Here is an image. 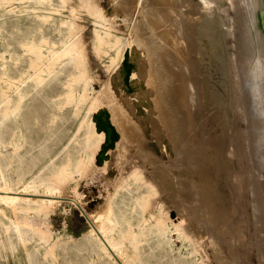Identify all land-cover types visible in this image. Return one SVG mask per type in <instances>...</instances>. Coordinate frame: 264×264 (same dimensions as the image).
<instances>
[{"label":"rangeland","instance_id":"374dc122","mask_svg":"<svg viewBox=\"0 0 264 264\" xmlns=\"http://www.w3.org/2000/svg\"><path fill=\"white\" fill-rule=\"evenodd\" d=\"M31 1L0 0V64L4 60H10L12 65L13 62H18L17 67H19L16 70L18 74L19 70L23 69L22 67L28 73L34 72L32 65L27 60L28 56H24L28 53L23 49L24 43L31 39L29 35L31 32L39 33L40 28L50 32L54 30L52 23H59L62 29L65 28L63 29L64 33L67 30L74 32L76 40L74 49L82 58L84 56L82 63H79L82 65H77L80 69H85L86 73L83 77H86V80L89 78L88 82L91 88L90 91L88 89V94L91 97L103 95L101 90L108 87L107 90L111 91V97L114 98V101L117 102L120 108L123 107L125 109L124 114L128 117H126L127 122L130 125L132 124L131 127H133L129 129L135 133L130 138L128 137L129 140L124 135L122 138L120 137L119 142L116 143L118 145H115V148L110 151L108 161H97L96 156L100 153L102 145L97 146L94 158H84L81 155L83 154L82 149L86 146V133L82 129L78 130V126L85 109L81 110L82 114L80 112V114L76 112L74 114L73 111H76L74 105L67 103L62 110H59L52 99H50V94H55L53 89L56 90V93L58 92L55 86L64 77L66 79L67 74H61L60 79L57 80V85L55 84L51 90H48L50 86L48 87L47 92L49 94L47 92L46 94L50 96L46 95L47 99L42 96L37 97L39 102L35 99L34 105L37 104L38 106L31 107V110H33L31 112L35 110L34 115L37 118L32 119V125L24 127L23 134L19 140L21 143L24 177L30 178L33 172L41 173L44 177H51L52 173L59 172L62 166L69 164L68 166L70 167L66 170L68 173L57 177L59 181L57 193L68 197V199L59 203L44 205L35 201L32 209L14 208L0 200V226L4 230V236L8 237L11 233L13 239L17 242L13 251L7 250L8 256L6 259L1 256L0 251V264H28L29 252H34V264H103L102 261L95 258L96 253L93 249L94 244L90 234L91 227L84 212L91 214L93 217H96V215L101 216L110 206H113L120 215L122 213L126 214L129 220L135 221L138 225L148 226L149 223L156 222L155 219L159 221L160 217V220L165 222L172 219L176 223L177 228H179L172 232L174 249L170 250L166 247L162 250L157 248L156 251L152 249L159 255V258L162 257V261L155 264H176V262L177 264H183V260L187 259L196 260L192 261V264H222L223 258L221 259L220 255L225 257L223 260L227 264L229 262V264H264V252H262L260 246L264 237V219H262L264 214H262L263 212L261 214L254 212L256 202L253 201L255 194L261 191H257L258 189L262 188L264 191V165L262 163V160L264 161V125H262L263 121H259L255 117L258 110L256 95H254L251 105L249 104L247 86V81L250 78L251 85L254 83L252 79L254 77L251 73L255 67L253 69L251 67L255 64V60H253L255 57L254 49L257 48V45L252 42L254 32L250 35L251 30L247 32L248 29H246L251 27L252 23V15L249 10L251 0H211L210 2L208 0H50L55 6L61 7L65 14L69 15V21L74 23L66 25L60 23L61 16L59 14L54 16L56 19L53 17L55 22L45 20L39 13L37 14L38 11L30 7L31 5H36L37 0ZM207 2L211 7L207 6ZM9 4L12 6L7 8L6 6ZM200 4H204V6H200ZM94 6L98 8V11ZM155 8L158 12H155ZM99 14L106 17H103L105 21L99 17ZM205 15L208 17H205ZM53 18L51 19L53 20ZM183 23L185 24L183 25ZM145 31L146 33L149 31L147 33L149 37L154 35L155 40L158 38L155 44H160L151 47L158 48L159 46L158 49H154L155 51L147 47L145 43L147 38L145 36L148 35H146ZM186 32L187 34L189 32L188 36L185 34ZM170 35L174 38L171 39ZM140 39H143V42ZM162 47L166 52L171 49L169 52L171 55L169 53L168 55H170L169 57L172 61L168 59L169 57ZM159 49H162L165 53H160L161 50ZM156 50L158 51L156 52ZM124 51L125 53L130 51L129 62L135 64L134 67L131 66V74L135 72L133 84H131L130 79L128 82L125 81L127 69L124 73L121 72L124 67L129 66L125 62L121 65L120 55ZM148 51H152L151 54L154 52L152 54L154 60ZM155 52L160 53L161 58L156 54L159 57L158 59L155 56ZM11 53H17L13 61ZM161 54L166 55L162 56ZM164 61L167 62L164 63ZM156 62L158 63L156 64ZM167 64L169 65L167 66ZM170 66L174 67L171 68ZM71 68L77 67L72 66ZM153 69L155 72L159 69L156 73H161L154 75ZM175 69L182 74L178 71L177 73ZM150 71L153 72L150 73ZM232 74L234 77L236 75L237 78L232 77ZM166 77H170L171 80L169 78H167L169 82L166 79L161 80ZM176 77L178 79L182 77V79H179L182 87V92L179 96L172 91L177 85L175 84L177 83ZM235 79H238V82ZM174 81L175 83L172 84ZM32 83L31 79H27L24 88L31 86L30 84ZM236 83L238 86H236ZM233 87L234 89L236 88L235 92L232 89ZM168 88H170V91ZM245 89L248 91L246 92ZM238 94L241 96V100ZM103 96L100 100L98 111L106 108L112 112L110 103L114 101L108 102V97ZM232 97L236 98L233 99ZM61 98L66 99V95L65 97L62 95ZM220 99L222 100L220 101ZM235 100L239 103L235 102ZM179 101H182L184 106L180 107ZM232 102L235 103L233 104ZM173 105L175 106L172 107ZM234 105L238 107L237 110V107L233 108L235 107ZM239 107L242 110H239ZM244 110H247L246 113ZM55 111L60 112L61 115L55 122H52V113ZM237 111L244 116L237 114L239 113ZM169 115H174L176 118L181 115L179 117L181 120ZM224 115L225 117H223ZM247 116L250 119L249 121L245 119ZM169 121L173 124L171 125ZM180 122L183 124L181 125ZM181 127H183V130ZM200 128H202L201 131ZM119 130L122 132V129ZM175 130H179L180 133L179 131L174 132ZM225 132L226 134H224ZM173 133H177V135L175 136ZM204 134L212 138L204 137ZM238 134L241 135L239 136ZM219 136H225L224 142H226L223 143L222 141V143L226 147L221 146L222 143L220 144L221 141L218 140ZM201 137L206 139L204 140ZM198 138L199 140L201 139L199 143ZM200 142H203L200 150L205 149L206 151L203 150L206 152L205 154H209V156L204 155L206 156V162L203 160L204 167L203 163L201 164L204 170H202L203 172L201 171V175L200 172L192 173L189 167L195 160L194 155L197 154L195 150L199 149ZM217 143L221 147H225L226 150L225 148L224 150L223 148L221 149L219 145H216ZM217 149H219V152L224 151L220 153L224 156L225 163H227L225 168H219V172L215 170V167L218 170L220 158H216V156H220L218 151H216ZM190 150H194V152L191 151L192 155L189 152ZM200 150H198V153ZM216 152L218 153L217 155L215 154ZM186 154L189 157L183 156ZM186 157L188 162L190 161L189 163ZM248 157L250 158L248 159ZM213 158L218 161L216 159L214 161ZM249 160L253 162V165ZM208 161H212V163L210 162L212 165L215 162L217 164L215 163L213 165L215 167H213ZM78 163L79 167L76 169ZM10 166L8 174L13 177L17 174L16 163L14 162ZM160 168L163 169L161 170ZM227 169H230L231 172ZM258 170L260 173H257ZM227 173L231 177L228 183L225 182L227 181L226 177L229 180ZM232 175L234 178H232ZM186 180L189 183L190 181L197 182L199 185L206 181L204 185H207L204 188L207 190L204 191L209 196L214 189L221 190L224 209L226 212L229 209L231 210L230 215L232 217L229 216V220H231L230 228L232 229L228 230L231 233L227 231L224 237L216 236L215 226L211 223L210 214L207 212L211 208L210 205L212 203L210 204L209 201L204 202L202 200L204 197L201 198L203 190H200L199 194L201 196L199 197L197 194L198 188L193 183L189 184ZM258 181L260 182L257 184ZM258 185L259 187H257ZM185 194L186 200H183ZM187 194H191L190 197ZM26 195L29 196L28 194ZM72 198L79 203L72 201ZM199 198L201 199L199 200ZM230 198H233L235 205ZM183 201L186 203L184 204ZM232 207L234 213L232 212ZM258 215L259 218L257 217ZM255 218L258 219L256 220ZM141 220L144 222H141ZM15 224H20L24 229L31 230L30 239L26 244L20 242L17 235L12 234V230H10V233L5 231L6 227L11 228ZM178 230H182L183 237L178 238ZM33 232L36 233L34 234ZM152 235L151 233L150 235L148 234L150 243L146 242L145 246L148 250H150L152 244L155 246L157 242V238ZM171 251L173 254H171ZM156 258L158 257L156 256Z\"/></svg>","mask_w":264,"mask_h":264},{"label":"bare ground","instance_id":"6f19581e","mask_svg":"<svg viewBox=\"0 0 264 264\" xmlns=\"http://www.w3.org/2000/svg\"><path fill=\"white\" fill-rule=\"evenodd\" d=\"M6 1V0H5ZM31 1V0H30ZM36 1V0H35ZM64 1V0H62ZM173 1V0H172ZM178 1V0H177ZM207 1V0H206ZM206 1H205V4H206ZM211 0H208V2H210ZM239 1V0H238ZM250 1V0H249ZM3 2V1H2ZM32 2V1H31ZM50 2V3H48ZM67 2V1H66ZM202 2V1H200ZM204 2V1H203ZM208 2H207V6H210L208 5ZM247 2V1H246ZM62 3V2H61ZM65 3V2H64ZM173 3V2H172ZM35 4V3H34ZM30 5V4H29ZM169 5V4H168ZM197 7L198 5L195 4ZM202 4H200L201 6ZM12 5H7L6 7H10ZM90 6V5H89ZM204 6V4L202 5ZM206 6V7H207ZM250 7V12H251V15H252V23H251V27H247L246 29H248L247 32H249V30H251V34L252 35V32L253 35H252V42H254L253 44H256L255 46L257 48H255V57L253 60L255 64L252 65V69L254 68V71H252V75L254 78L253 81L254 83H252L253 85H251V78L250 80L248 79V98H249V104L251 105V103L253 102V97L254 95H256V101H257V104H258V110H257V115L255 116L256 118H258L259 121H263L262 125H264V71H262L264 69V14H263V11H264V0H251V4L249 5ZM28 7V5H27ZM30 7H32L33 9H35V11H38L37 14L39 13V15H41L45 20H51L55 22V15L59 14L61 16V20H60V23L61 24H74L73 22L69 21V15L68 14H65V12L61 9V7H57L55 6L54 4L51 3L50 0H37V4L36 5H31ZM95 7V6H94ZM211 7V6H210ZM6 8V9H7ZM31 8V9H32ZM63 8V7H62ZM97 8V7H95ZM185 8V7H184ZM5 9V8H4ZM12 9V8H11ZM30 9V8H28ZM92 9V8H91ZM156 9V8H155ZM203 9V8H202ZM205 9V8H204ZM211 9V8H209ZM93 10V9H92ZM101 10V9H99ZM159 10V9H158ZM201 10V9H200ZM206 10V9H205ZM97 11H98V8H97ZM196 11V10H195ZM198 11V10H197ZM209 11V10H208ZM15 12V11H14ZM96 12V11H95ZM103 12V11H102ZM101 12V13H102ZM155 12H158L157 9L155 10ZM189 12V11H188ZM206 12V11H205ZM35 13V12H34ZM100 13V12H99ZM210 13V12H209ZM72 14V13H71ZM157 15V14H156ZM196 15V14H195ZM208 15V14H207ZM205 15V17L207 16ZM73 16V15H72ZM204 16V14H203ZM55 19H54V18ZM66 17V18H65ZM99 17H101V19H103V15L99 14ZM158 17V16H157ZM208 17V16H207ZM53 18V20L51 19ZM71 18V17H70ZM106 18V17H105ZM99 19V18H97ZM156 19V18H155ZM202 19V18H201ZM207 19V18H206ZM104 20V19H103ZM204 17H203V21H204ZM57 21V20H56ZM105 21V20H104ZM102 21V22H104ZM202 21V20H201ZM208 21V20H207ZM100 22V21H99ZM178 22V21H177ZM183 22V21H182ZM199 22V21H198ZM205 22V21H204ZM45 23V22H44ZM98 23V22H97ZM186 23V22H185ZM183 23V25L185 24ZM201 23V22H200ZM207 23V22H206ZM101 24V23H99ZM178 24V23H177ZM180 24V23H179ZM203 25L205 23H202ZM201 24V25H202ZM44 25V24H43ZM52 25L54 26V30L50 31V32H46L44 29H41L40 28V31H38L39 33L37 32H31L29 35L31 37L30 40L28 41H24V48L28 53L27 55H24V56H28L27 60H29L30 64L32 65L33 69H34V72L32 73H28L26 71V69L24 67H22L23 69L19 70V74L17 73L16 70H18V67H17V63L18 62H13V65L11 63L10 60H4V62L2 64H0V200L3 201L4 203H7L9 205H11L12 207L14 208H26V209H29V208H33L35 204H33V202H37L39 204H49V203H59L63 200H67L68 197H65L63 195H60L59 193H57L58 191V187H59V181L57 179V177L59 176H64L66 175L68 172L66 171L67 169H69L70 166L68 165H64L61 167L60 171L59 172H56V173H52V176L51 177H44L41 173H36V172H33L32 175L30 176V178H25L24 177V173H23V167H22V161H23V158L21 157V143H20V138L23 134V130H24V127L28 126V125H32V119H36L35 118V115H34V112H31L33 110H31L33 106H36L37 104L34 105V100L38 99L37 97H43L45 99H47L45 96L47 94H49L47 91L48 90H51L54 85L56 83H58L57 80L60 79V75L61 74H67V78L63 80H60V83H58L57 86V89H58V92L56 93V90L53 89V91H55L54 93L55 94H50V95H47V96H50V99H52V101L54 102L55 106L57 108H59V110H62L63 107L69 103V104H73L74 105V108L76 111H73V113L75 114L76 113H81V110L84 108L85 109V112L82 114L81 116V121L79 122V126H78V130L82 129L85 131L86 133V143H85V147L84 149H82L83 151V154L81 156H84V158H88V159H91V158H94L95 157V152H96V149L98 148L97 146L98 145H102L105 143V138H106V133L105 131H99L96 127V122H95V115L97 113H99L100 111H98V106L100 105L99 103L101 102V98L102 96L103 97H108V102H112V100L114 101V98L111 97L112 96V93L111 91L106 87V89H103L101 90V94L103 95H95V96H92L88 94V89L90 91V83L88 82V79L86 80V77H83V75H85V69H80V67L77 65L79 63H82V60L84 58H82L81 55H78L74 49L75 47V43H76V40H75V34L72 30H67L65 31V33L63 32L65 28H61L59 25V23H52ZM51 25V26H52ZM102 25V24H101ZM206 25V24H205ZM173 26V25H172ZM198 26V24H197ZM200 26V25H199ZM41 27V26H40ZM49 27V26H48ZM64 27V26H63ZM68 27V26H67ZM144 27V26H143ZM52 28V27H51ZM77 28V27H76ZM95 28H98V27H95ZM141 28V27H140ZM184 28V27H183ZM187 28V27H186ZM194 28V27H193ZM154 29V28H153ZM115 30V29H114ZM143 30V29H142ZM185 30V28H184ZM187 30V29H186ZM197 30V29H196ZM99 31V30H98ZM97 31V32H98ZM119 31V30H118ZM140 31V30H138ZM149 32V31H148ZM147 32V33H148ZM155 32V31H154ZM100 33V31H99ZM97 33V34H99ZM146 33V31H145ZM148 36H145L146 38V44H147V47L148 48H151L152 46L155 47L157 45L155 44L156 43V39L155 40V37L154 35L153 36H150L149 37V34H147ZM201 33V32H200ZM172 34V32H171ZM187 34V32L185 33ZM189 34V32H188ZM187 34V36H188ZM194 34V33H193ZM202 34V33H201ZM38 35V36H37ZM165 35V34H164ZM168 35H169V32H168ZM173 35V34H172ZM172 35H170L172 37ZM80 36V34H79ZM186 36V37H187ZM190 36V35H189ZM81 37V36H80ZM141 37V36H140ZM143 37V36H142ZM163 37V36H162ZM167 37V36H166ZM184 37V38H186ZM112 38V37H111ZM168 38V37H167ZM174 37H172L171 39H173ZM196 38V37H195ZM254 39V40H253ZM143 39H140L141 42ZM168 40V39H167ZM177 40V39H176ZM188 40V39H187ZM118 42V41H117ZM158 42H160L158 40ZM178 42V41H176ZM212 42V41H211ZM119 43V42H118ZM163 43V42H162ZM168 43H170V41H168ZM175 43V42H174ZM180 43V42H179ZM185 43V42H184ZM129 44V43H127ZM144 44V43H142ZM145 44V45H146ZM155 44V45H154ZM173 44V43H172ZM182 44V43H181ZM252 44V45H253ZM162 45V44H161ZM170 45V44H169ZM172 46V45H171ZM170 46V47H171ZM117 47V46H116ZM179 47V46H178ZM159 48V46H158ZM158 48H151L150 50L152 51H155L154 49H158ZM163 48V47H162ZM174 48V47H173ZM12 50V49H11ZM78 50V49H77ZM119 50V49H118ZM125 50V49H124ZM127 50V49H126ZM149 50V51H150ZM161 50L160 53H165V49L163 48V50L165 52H163L162 49H159ZM171 51V49H169ZM18 51V50H17ZM21 51V50H20ZM117 51V50H116ZM123 51V50H122ZM148 51V52H149ZM151 51V52H152ZM158 50H156L157 52ZM169 51V52H170ZM13 52V50H12ZM15 52V51H14ZM19 52V51H18ZM150 53V56L154 53L151 54ZM155 52V56L158 57ZM168 50H167V55H168ZM245 52V51H244ZM80 53V52H79ZM83 53V52H81ZM121 53V52H120ZM159 53V54H160ZM248 53V52H247ZM15 54L17 53H11V59L13 61V59L16 57ZM24 54V53H22ZM158 54V55H159ZM170 54V53H169ZM174 54V53H173ZM129 55H130V51L128 53V56L126 55L125 51L122 53L121 56V65L123 64V62L127 61V63L131 64L132 67H134L135 64H133V62H129ZM162 55V54H161ZM163 55H166V54H163ZM162 55V56H163ZM171 55V54H170ZM168 55V57L170 56ZM252 55V54H251ZM2 56H3V53H2ZM14 56V57H13ZM155 57V59H157ZM159 57L161 58V56L159 55ZM158 57V59H159ZM167 57V56H166ZM4 58V57H3ZM9 58V57H8ZM24 58V57H22ZM153 58V55L152 57ZM165 58V57H164ZM173 58V56H172ZM20 59V58H19ZM157 59V60H158ZM170 60V57L168 58ZM166 59V60H168ZM24 60V59H22ZM113 60V59H112ZM131 60V59H130ZM151 60V59H150ZM154 60V58H153ZM163 60V59H161ZM16 61V60H15ZM114 61V60H113ZM159 61V60H158ZM172 61V59L170 60ZM161 63V61H159ZM167 62V61H164V63ZM174 62V60H173ZM231 62V61H230ZM242 62V61H241ZM28 63V62H27ZM158 62H156L157 64ZM163 63V61H162ZM169 63V62H168ZM232 63L234 64V62L232 61ZM243 63V62H242ZM252 63V62H251ZM155 64V63H153ZM170 64V63H169ZM167 64V66L169 65ZM172 64V63H171ZM174 64V63H173ZM248 64V63H247ZM29 65V64H28ZM73 67H77V68H71L72 66ZM80 66L82 64H79ZM161 65V64H160ZM175 65V64H174ZM242 65V64H241ZM25 66V65H23ZM176 66V65H175ZM233 66V65H232ZM171 68H173L172 66H170ZM82 68V67H81ZM154 68V66H153ZM160 68V67H159ZM177 68V67H176ZM32 69V70H33ZM127 67H124V69L121 71L122 73H124L126 71ZM178 69V68H177ZM231 69V68H230ZM133 70V69H132ZM149 70V69H148ZM152 70V69H151ZM159 69L156 70V72L158 71ZM176 70V69H175ZM153 71L155 72V70L153 69ZM153 71H150V73H152ZM161 71V70H160ZM163 71V70H162ZM178 70H176L177 72ZM249 71V69H248ZM15 72V73H14ZM153 74H159L161 72H158V73H154ZM179 72V71H178ZM177 72V73H178ZM170 73V71H169ZM181 73V72H179ZM249 73V72H248ZM182 74V73H181ZM233 74H235L233 72ZM232 74V75H233ZM238 74V72H237ZM250 74V73H249ZM248 74V75H249ZM135 75V72H132L131 74V77H130V80H131V84H133L134 82L133 79H134V76ZM146 75V74H145ZM179 75V74H178ZM177 75V76H178ZM66 76V75H65ZM157 76V75H156ZM155 76V77H156ZM160 76V75H159ZM166 76V75H165ZM231 76V75H230ZM241 76V75H240ZM245 76V75H244ZM250 76V75H249ZM63 77V76H62ZM158 77V76H157ZM162 77V75H161ZM234 77V75L232 76ZM167 78L170 79V77H166V78H160L161 80H168ZM177 78V77H176ZM231 78V77H230ZM234 78H237L236 75ZM234 78H231V79H234ZM239 78V76H238ZM248 78V76H247ZM27 79H31L33 81L32 84H30L31 86L29 87H26L24 88V84L26 83ZM147 79V78H146ZM159 79V77H158ZM179 79H182V77H179ZM178 78L176 79V82L175 81L172 83V84H177L175 85V88L174 92H176V95H180L181 94V85H180V80ZM241 79V78H240ZM82 80H84L83 82H81ZM168 80V82H169ZM236 80V79H235ZM57 81V82H56ZM135 81V80H134ZM238 82V79L236 80ZM235 81V82H236ZM250 81V83H249ZM146 82V81H145ZM28 83V82H27ZM166 83V82H165ZM224 83V82H223ZM230 83H231V80H230ZM29 84V83H28ZM164 84V83H163ZM169 84V83H168ZM237 84V83H236ZM242 84V83H241ZM232 85V83H231ZM50 86V89H48V87ZM152 86V85H151ZM164 86V85H163ZM167 86V84H166ZM178 86V87H177ZM234 86V85H233ZM238 86V84L236 85ZM242 86V85H241ZM239 86V87H241ZM230 87V86H229ZM198 88V87H197ZM48 89V90H47ZM169 91H170V88H168ZM234 89V87L232 88ZM236 89V88H235ZM235 89L233 90L235 92ZM239 89V88H238ZM237 89V90H238ZM244 89V88H243ZM106 90V91H105ZM236 90V91H237ZM240 90V89H239ZM246 91V89H245ZM243 91V92H245ZM246 91V92H247ZM47 92V94H46ZM92 92V91H91ZM51 93V92H50ZM99 93V92H98ZM97 93V94H98ZM171 93V92H170ZM238 93V92H236ZM241 93H242V90H241ZM240 93V94H241ZM246 94V93H245ZM66 95V99H62L61 96ZM156 95V94H155ZM217 95V93H216ZM220 95V94H219ZM222 95V94H221ZM235 95V94H234ZM239 95V94H238ZM237 95V96H238ZM197 96H198V93H197ZM196 96V97H197ZM205 96V95H204ZM236 96V97H237ZM245 96V95H244ZM170 97H171V94H170ZM234 97V96H233ZM232 97V98H233ZM235 97V98H236ZM239 98L241 97L240 95L238 96ZM112 98V99H111ZM164 98V97H163ZM215 98V97H213ZM212 98V99H213ZM233 98V99H235ZM247 98V99H248ZM44 99V100H45ZM49 99V100H50ZM217 99V98H216ZM224 99V98H223ZM238 99V98H237ZM236 99V100H237ZM171 100V99H170ZM174 100V99H173ZM181 100V99H179ZM199 100V99H197ZM206 100V99H205ZM222 99H220L221 101ZM235 102H238L236 101ZM241 100V98H240ZM38 101V100H37ZM165 101V99H164ZM226 101V100H225ZM232 101V100H231ZM234 101V100H233ZM36 102V101H35ZM39 102V101H38ZM180 103V107L181 106H184L182 101H179ZM215 102V101H214ZM218 102V100H217ZM216 102V103H217ZM223 102V101H222ZM222 102H219L222 104ZM235 102H232L233 104ZM245 102V101H244ZM182 103V105H181ZM228 103V102H227ZM239 103V102H238ZM52 104V102H51ZM112 105V112H110V117H111V120L113 122V124L116 126V128L118 129L119 133H120V137L122 138V136L124 135L125 138H130V136L134 135L133 133H135L134 131L132 132L129 128H133L131 127L130 123L127 122V116H125L124 114V108H120V106H118L117 102H112L110 103ZM174 104V103H173ZM231 104V103H229ZM222 105H225L224 103ZM232 105V104H231ZM235 105H239V104H235ZM234 105V106H235ZM245 105V104H244ZM38 106V105H37ZM175 105H173L172 107H174ZM228 106V104H227ZM226 106V107H227ZM241 106V105H240ZM248 106V105H247ZM178 107V106H177ZM219 107V106H218ZM233 107V106H232ZM237 106L233 107L234 109L236 108ZM244 107V106H243ZM246 107V106H245ZM223 108V107H222ZM178 109V108H177ZM180 109V108H179ZM225 109V108H224ZM232 109V108H231ZM238 109V107L236 108V110ZM241 108L239 107V110ZM171 110V109H170ZM174 110V109H173ZM217 110V109H216ZM215 110V111H216ZM228 110V109H227ZM242 110V109H241ZM176 111V110H175ZM218 111V110H217ZM224 111V110H223ZM245 111V110H244ZM247 111V110H246ZM245 111V113H246ZM172 112V111H171ZM180 112V111H179ZM183 112V111H182ZM228 112V111H227ZM239 112V111H237ZM32 113V114H31ZM37 113V111H36ZM79 113V114H80ZM173 114V113H172ZM223 114V113H221ZM237 114H241L240 112L237 113ZM60 112H53L52 113V118H51V121L52 122H55L58 117L60 116ZM91 115H93V117H91ZM168 115V114H167ZM183 115V114H182ZM227 115V114H226ZM230 115V114H229ZM235 115V114H234ZM242 116H244L243 114H241ZM169 116H173L174 115H169ZM176 116V115H175ZM178 116V115H177ZM181 116V115H180ZM179 116V117H180ZM218 116V115H217ZM242 116H240L242 118ZM127 117V118H126ZM131 117V116H130ZM178 119V120H181V119ZM183 117V116H182ZM181 117V118H182ZM185 117V116H184ZM220 117V116H219ZM225 117V115L223 116ZM228 117V116H227ZM61 118V117H60ZM173 118V119H174ZM222 118V116H221ZM228 118H231V117H228ZM233 118V117H232ZM235 118V117H234ZM172 119V120H173ZM175 119V120H176ZM243 119V118H242ZM241 119V120H242ZM247 121H249L250 119H248V116L245 118ZM255 119V118H254ZM171 120V119H170ZM187 120V119H186ZM217 120V118H216ZM227 120V119H226ZM233 120V119H232ZM168 121V119H167ZM166 121V122H167ZM223 121V120H221ZM252 121V120H251ZM254 121V120H253ZM170 122V121H169ZM168 122V123H169ZM176 122V121H175ZM178 122V121H177ZM184 122V121H182ZM201 122V121H200ZM226 122V121H224ZM223 122V124H224ZM171 125L173 124L172 122H170ZM249 123V122H248ZM167 124V123H166ZM180 124L182 125L183 123L180 122ZM179 124V126H181ZM222 124V125H223ZM228 124V123H227ZM246 124V123H245ZM134 125V124H133ZM202 125V124H201ZM229 125V124H228ZM232 125V124H231ZM234 125V124H233ZM247 125V124H246ZM135 126V125H134ZM139 126V125H137ZM177 126V124H176ZM235 126V125H234ZM251 126V125H250ZM249 126V127H250ZM255 126V125H253ZM50 127V125H49ZM167 127V126H166ZM170 127V126H169ZM178 127V126H177ZM184 127V126H183ZM183 127L182 130H183ZM224 127H226L224 125ZM172 128V126H171ZM254 128V127H253ZM77 129V128H76ZM119 129H122V132L119 130ZM138 130H140L139 127H137ZM178 129V128H177ZM202 128H200V131H201ZM215 129V128H214ZM180 129V131H182ZM211 130V129H210ZM221 130V129H220ZM235 130V128H234ZM250 130V128H249ZM131 131V132H130ZM172 131V130H171ZM178 132L179 130H175L174 132ZM179 131V133H180ZM225 131V129H224ZM231 131V130H229ZM242 131V130H241ZM78 132V131H77ZM138 132V131H137ZM204 132H205V129H204ZM207 132V131H206ZM232 132V131H231ZM259 132V131H258ZM178 133V134H179ZM184 133V132H183ZM239 133V132H238ZM249 133V132H247ZM252 133V132H250ZM141 134V133H140ZM175 134V133H173ZM202 134H203V130H202ZM206 134V133H205ZM204 134V137H207V135ZM208 134V133H207ZM226 134V132L224 133ZM232 134V133H231ZM237 134V133H236ZM127 135V136H126ZM138 135V134H137ZM135 135V136H137ZM170 135H172L170 133ZM177 135V133L175 134V136ZM209 135V134H208ZM223 135V133H222ZM239 135V134H238ZM241 135V134H240ZM239 135V136H240ZM75 136V135H74ZM173 136V135H172ZM171 136V137H172ZM202 136V135H201ZM218 136V135H217ZM228 136V135H227ZM226 136V137H227ZM252 136V135H251ZM179 137V136H177ZM181 137V136H180ZM211 136H208L207 138H210ZM214 137V135H213ZM225 136L223 137H218V140L221 141L220 144L222 143H225L224 140L226 138H224ZM246 137V136H245ZM76 138V136H75ZM124 138V139H125ZM129 138L127 140H129ZM135 138V137H134ZM138 138V137H137ZM174 139V137H172ZM202 139H204L203 137H201ZM212 138V137H211ZM120 139V138H119ZM132 139V138H131ZM142 139V137H141ZM177 139V138H176ZM175 139V140H176ZM206 139V138H205ZM204 139V140H205ZM248 139V138H247ZM23 140V138H22ZM136 140V139H135ZM179 140V138H178ZM201 140V139H200ZM199 138H198V143H199ZM208 140V139H207ZM217 140V141H218ZM263 140V139H262ZM218 141V143H219ZM236 141V140H235ZM238 141V140H237ZM246 141V140H245ZM101 144H100V143ZM103 142V143H102ZM119 142V140L116 141V143ZM205 142V141H203ZM203 142L201 144H199V149L200 150V146L203 144ZM209 142V140H208ZM252 142V141H251ZM264 142V141H263ZM131 143V142H130ZM216 144V145H219V144ZM222 143V144H223ZM122 144V143H121ZM179 144V143H178ZM209 144V143H208ZM207 144V145H208ZM221 146H225V144H223ZM239 144V143H238ZM248 144V143H247ZM246 144V145H247ZM256 144V143H255ZM261 144V143H260ZM118 145V144H117ZM116 145V146H117ZM198 145V144H196ZM205 145V144H204ZM235 145V144H234ZM62 146V145H61ZM60 146V147H61ZM122 146V145H121ZM206 146V145H205ZM220 146V145H219ZM220 146V147H221ZM236 146V145H235ZM249 146V145H248ZM144 147V146H143ZM224 147V148H225ZM115 148V147H114ZM203 148V147H202ZM206 148V147H205ZM208 148H210V146H208ZM212 148V147H211ZM223 147H221L222 149ZM223 148V150H224ZM228 148V147H227ZM242 148V147H241ZM250 148V147H248ZM144 149V148H142ZM196 149H197V146H196ZM213 149V148H212ZM262 149V148H261ZM113 148H108L107 150V153H108V157L104 160V161H108V158H109V153L110 151H112ZM198 150H195L197 151V154L194 155V158L195 160L192 162V164L188 167V169L192 170V173L193 172H200V175L201 173L204 171L203 168L201 167V164L203 163V167H204V162L203 160L205 161V158L206 156L204 155H208L209 154H205L206 150L205 149H202L199 151L198 153ZM205 150V151H203ZM210 150V149H209ZM219 149H217L216 151H218ZM220 151L221 153L224 152V151ZM226 150V148H225ZM235 150V149H234ZM248 150V149H247ZM145 151V150H144ZM191 151L194 152V150H190V154H191ZM203 151V153H202ZM187 152H188V149H187ZM218 151V153L216 152L215 154L217 155H220V156H216V158H219V164H218V170L216 169L215 166H213L215 163L217 164V162L213 163V165L211 164L212 161H208L210 163V165H212L213 167H215V170L219 172V168L220 167H224L226 166L227 163H225V159H224V156ZM214 153V151H213ZM228 153V152H227ZM226 153V154H227ZM235 153V152H234ZM252 153V152H251ZM79 154V153H78ZM151 154V153H150ZM185 154V153H184ZM193 154V153H192ZM191 154V155H192ZM143 155V154H142ZM154 155V154H153ZM189 155V153H188ZM212 155V154H211ZM225 155V154H224ZM228 155V154H227ZM230 155V154H229ZM235 155V154H234ZM245 155V154H244ZM183 156H187L186 155H183ZM207 156V157H208ZM226 156V155H225ZM249 156V155H248ZM255 156V155H254ZM263 156H264V153H263ZM189 157V156H187ZM186 157V158H187ZM193 157V156H191ZM212 157V156H211ZM214 157V156H213ZM233 157V156H232ZM69 158V157H68ZM78 158V157H77ZM193 158V159H194ZM215 158V159H216ZM227 158V157H226ZM250 157H248L249 159ZM263 158V157H262ZM261 158V159H262ZM82 159V158H81ZM80 159V160H81ZM143 159V158H142ZM185 159V158H184ZM192 159V160H193ZM212 159V158H211ZM214 159V158H213ZM214 159V161H215ZM154 160V158H153ZM208 160H210L208 158ZM217 160V159H216ZM230 160V159H229ZM242 160V159H241ZM71 161V160H70ZM92 161V160H90ZM160 161V160H158ZM185 161V160H184ZM213 161V162H214ZM218 161V160H217ZM232 161V160H231ZM250 161V160H249ZM16 163V169H17V174L14 175L13 177L12 176H9L8 174V169H10V165H12V163ZM187 162H188V158H187ZM190 162V161H189ZM188 162V163H189ZM206 162V161H205ZM239 162V161H238ZM107 163V162H106ZM154 163V162H153ZM161 163V162H160ZM229 163V162H228ZM250 163L253 165V162L250 161ZM249 163V164H250ZM262 163L264 165V161L262 160ZM76 164V163H75ZM74 164V165H75ZM159 164V163H158ZM157 164V165H158ZM163 164V163H162ZM233 164V163H232ZM231 164V165H232ZM250 164V165H251ZM77 165V164H76ZM240 165V164H239ZM52 166V165H51ZM243 166V165H242ZM76 167V166H75ZM79 167V163H78V166L76 167V169ZM81 167V166H80ZM163 167V166H161ZM253 167V166H252ZM251 167V168H252ZM264 167V166H263ZM155 168V167H154ZM157 168V167H156ZM167 168V167H166ZM227 168V167H226ZM229 168V167H228ZM233 168V167H232ZM161 170L163 168H160ZM213 169V168H212ZM234 169V168H233ZM157 170V169H156ZM203 170V171H202ZM225 170V169H224ZM229 172H231L230 169H227ZM254 170V168H253ZM58 171V170H57ZM136 171V170H135ZM202 171V172H201ZM210 171V170H209ZM252 171V170H251ZM255 171V170H254ZM84 172V171H83ZM137 172V171H136ZM165 172V171H163ZM228 172V173H229ZM135 173V172H134ZM141 173V171H140ZM217 173V172H215ZM227 173V176L229 177ZM241 173V172H240ZM257 173H260L259 170L257 171ZM163 174V173H162ZM169 174V173H168ZM212 174V173H211ZM252 174V173H251ZM133 175V174H132ZM173 175V174H172ZM216 175V174H214ZM257 175V174H256ZM262 175V174H261ZM138 176V175H137ZM231 176V175H230ZM259 176V175H258ZM169 177V176H168ZM171 177V176H170ZM256 177V176H255ZM230 178L229 177V180L228 178L226 177V180L225 182L228 183V181H230ZM232 178L233 175H232ZM126 179V178H125ZM153 179V178H152ZM166 179V178H165ZM188 179V178H187ZM259 179V177H258ZM262 179V178H260ZM171 180V179H170ZM173 180V179H172ZM182 180V179H181ZM217 180V179H216ZM235 180V179H234ZM240 180V179H239ZM185 181V180H183ZM188 182V180H186ZM199 183H200V180L198 179ZM205 181V180H203ZM236 181V180H235ZM142 182V181H141ZM149 182V181H148ZM206 182V181H205ZM205 182L201 183L200 185L197 183H194L190 181V183H193V185L195 187H197V194L199 195V197L201 196L199 193H200V190H207L206 188H204V186L206 187ZM238 182V181H237ZM260 181L257 182V184L259 183ZM262 182V181H261ZM264 182V181H263ZM74 183V182H73ZM183 183V182H182ZM189 183V182H188ZM189 183V184H190ZM211 183V182H210ZM216 183V182H215ZM220 183V181H219ZM242 183V182H241ZM254 183V182H253ZM253 185V184H252ZM134 186V185H133ZM189 186V185H187ZM216 186V185H215ZM262 186V185H261ZM73 187V186H72ZM192 187V186H191ZM194 187V189H195ZM259 187V185L257 186ZM137 188V187H136ZM190 188V186H189ZM189 188L187 187L188 191H189ZM229 188V186H228ZM193 189V188H192ZM191 189V190H192ZM193 189V190H194ZM210 189V188H209ZM253 189V188H252ZM258 189V188H257ZM74 190V189H73ZM231 190V189H230ZM261 190V191H259ZM75 191V190H74ZM202 191V197H204V199H202L204 202L205 201H209L210 202V209H208V213L210 214L209 217H210V220H211V223L214 224L215 226V231L217 232V235L216 236H220V237H224L225 233L228 231V230H231L232 228L231 227V220H229V216L232 217L230 214H231V210L229 209L228 212L225 211L224 209V204H223V200H222V197H221V193L220 191L214 189L212 194L213 196H209V194L204 191ZM209 191V190H208ZM257 191H259L257 194H255L254 196V199L253 201H255V210L254 212L256 214H264V211H262L264 208V205H263V202H264V191L262 190V188L258 189ZM263 191V192H262ZM186 192V191H185ZM196 192V191H195ZM253 192V191H252ZM62 193V192H61ZM190 193V192H189ZM193 193V191H192ZM211 193V192H210ZM231 193V192H230ZM263 193V194H262ZM26 194H28L29 196H27ZM145 194V193H144ZM205 194V195H204ZM112 195V194H111ZM141 195V194H140ZM189 194H187L188 196ZM191 195V194H190ZM189 195V197H190ZM193 195V194H192ZM197 195V196H198ZM151 196V195H150ZM206 196V197H205ZM232 196V195H231ZM230 196V197H231ZM234 196V195H233ZM140 197V196H139ZM145 198V196H143ZM182 197V196H181ZM180 197V198H181ZM225 197V195H224ZM133 198V197H132ZM186 198V194H185V197L183 198V200ZM193 198V196H192ZM196 198V197H195ZM199 198V200L201 199ZM234 198V197H233ZM232 198V199H233ZM136 199V197H135ZM178 199V198H176ZM188 199V198H187ZM224 199V198H223ZM226 199V198H225ZM229 199V198H228ZM231 199V198H230ZM231 199V200H232ZM137 200V199H136ZM186 200V199H185ZM193 200V199H192ZM72 201L76 202L77 204L79 203L76 199H73L72 198ZM138 201V200H137ZM190 201V200H189ZM194 201V200H193ZM236 201V200H235ZM181 202V201H180ZM208 202V203H209ZM233 202V200H232ZM232 202H230V204H232ZM142 203V202H141ZM184 203V201H183ZM186 203V202H185ZM184 203V204H185ZM195 203H196V199H195ZM203 203V202H202ZM234 203V202H233ZM252 203V202H251ZM143 204V203H142ZM192 204V203H190ZM189 204V206H190ZM200 204H201V201H200ZM253 204V203H252ZM235 205V203H234ZM232 205V206H234ZM106 206V205H105ZM110 206V204H109ZM108 206V207H109ZM127 206V205H125ZM183 206V205H182ZM193 206V205H192ZM198 206V205H197ZM202 206V205H201ZM205 206V204H204ZM203 206V207H204ZM226 206V205H225ZM253 206V205H252ZM194 207V206H193ZM207 207V206H206ZM139 208V207H138ZM187 208V207H186ZM196 208V207H195ZM205 208V207H204ZM227 208V207H226ZM12 209V208H11ZM30 209V210H31ZM194 209V208H193ZM237 209V208H236ZM35 210V209H34ZM38 210V209H37ZM195 210V209H194ZM201 210V209H200ZM232 210H233V207H232ZM84 211V210H83ZM100 211V210H99ZM128 211V210H127ZM204 211V210H203ZM196 212V210H195ZM234 213V210L232 211ZM236 212V210H235ZM86 217H87V220L90 224V227H91V230H90V234L92 236V241H93V244H94V251H95V258H97L99 261H102L103 264H155L159 261H162V257L159 258V255L155 252L158 248V250H162L164 249L165 247L166 248H169L170 250H173L174 249V243H173V240H172V232L174 230H177V225L176 223H174V221L171 219L169 221H164V220H160L159 218V221H157L155 219L156 222H153V223H149L148 226H145V225H138V223H136L135 221L133 220H129V218L126 216V214L122 213L121 215L114 209L113 206H110L105 212H103V215L101 216H97L96 217H93L91 214H88L86 212H84ZM145 213V212H144ZM204 213V212H203ZM254 213V214H255ZM164 214V213H163ZM201 214V213H200ZM206 214V212H205ZM204 214V215H205ZM238 214V213H237ZM133 217V216H132ZM206 217V216H205ZM259 218V215L257 216ZM262 217V216H261ZM124 218H128V219H125V220H121V219H124ZM201 218V217H200ZM257 218V219H258ZM203 219H205L203 217ZM247 219V218H246ZM256 219V218H255ZM256 219V220H257ZM264 219V217L262 218ZM207 220V219H206ZM208 219V221H210ZM138 221V220H137ZM143 220H141L142 222ZM144 222V221H143ZM195 222V221H194ZM256 222V221H255ZM206 223V222H205ZM209 222V224H211ZM212 224V226H213ZM211 225L210 227L213 228ZM254 226V225H253ZM31 227V226H30ZM233 227V226H232ZM5 228V227H4ZM258 228V227H257ZM148 229H150V231H148ZM210 229V228H209ZM10 230H12V234H15L17 235L18 239L20 242L26 244L28 242V240L30 239V231L31 230H27V229H24L20 224H15L14 226H12L11 228L9 227H6L5 231L10 233ZM89 230V229H88ZM32 231H35V230H32ZM214 229H213V232L215 233ZM178 238L180 237H183V232L182 230H178ZM231 233V231H228ZM34 234L36 232H33ZM40 233V232H39ZM153 234L154 237L157 238V242L155 244V246H153V244L150 246V250L146 249L145 246H146V242L150 243L149 241V237H148V234L150 235ZM189 233V232H188ZM152 235V236H153ZM186 235V234H185ZM188 235V234H187ZM214 235V236H215ZM151 236V237H152ZM196 236V235H195ZM191 237V236H190ZM188 237V238H190ZM198 238V237H197ZM215 238V237H214ZM155 239V238H154ZM203 240V239H202ZM16 241L13 239L11 233L8 235V237H5L4 236V230L2 229V227L0 226V251H1V256L3 258H7V250L10 249V250H14L15 247H16ZM153 243V242H152ZM149 245V244H148ZM187 246V245H186ZM261 249H262V252H264V237L261 241ZM185 248V247H184ZM152 249H155V251H153ZM165 251V250H163ZM166 252V251H165ZM172 252V251H171ZM161 253V252H160ZM173 254V252L171 253ZM217 254V253H215ZM33 255H34V252H29L28 253V264H34V258H33ZM190 255V254H189ZM219 255V254H218ZM156 256L158 258H156ZM172 256V255H171ZM221 256V259H225V257H222ZM196 257V256H195ZM94 258V259H95ZM174 259V258H173ZM172 259V260H173ZM222 259V261L220 260V262H222V264H227V263H224V260ZM227 260V259H226ZM92 261V260H91ZM171 261V260H170ZM192 261H196V260H191V259H187V260H183V264H192ZM219 262V261H218ZM225 262H229V261H225ZM230 263V262H229ZM228 263V264H229ZM177 264V262H176Z\"/></svg>","mask_w":264,"mask_h":264},{"label":"water","instance_id":"95a60500","mask_svg":"<svg viewBox=\"0 0 264 264\" xmlns=\"http://www.w3.org/2000/svg\"><path fill=\"white\" fill-rule=\"evenodd\" d=\"M128 53L126 55L128 56ZM127 63V61H125ZM127 67V73L125 76V81L128 82L130 79V74H131V64L128 63ZM95 122H96V127L99 131H105L106 133V138H105V143L102 144V148L99 154H97L96 158L98 162L104 161L108 157L107 150L108 148H114L116 145V141L119 140L120 138V133L116 126L113 124L111 117H110V112L108 109H103L99 113L95 115Z\"/></svg>","mask_w":264,"mask_h":264}]
</instances>
